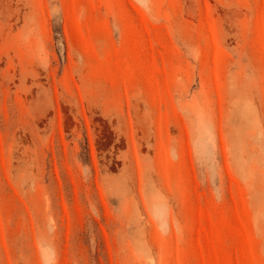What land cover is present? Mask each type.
Listing matches in <instances>:
<instances>
[{"label":"rangeland","instance_id":"1","mask_svg":"<svg viewBox=\"0 0 264 264\" xmlns=\"http://www.w3.org/2000/svg\"><path fill=\"white\" fill-rule=\"evenodd\" d=\"M0 264H264V0H0Z\"/></svg>","mask_w":264,"mask_h":264}]
</instances>
